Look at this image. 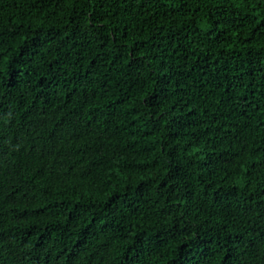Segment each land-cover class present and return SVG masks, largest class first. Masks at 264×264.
Returning a JSON list of instances; mask_svg holds the SVG:
<instances>
[{
  "label": "trees",
  "instance_id": "trees-1",
  "mask_svg": "<svg viewBox=\"0 0 264 264\" xmlns=\"http://www.w3.org/2000/svg\"><path fill=\"white\" fill-rule=\"evenodd\" d=\"M0 264H264V0H0Z\"/></svg>",
  "mask_w": 264,
  "mask_h": 264
}]
</instances>
